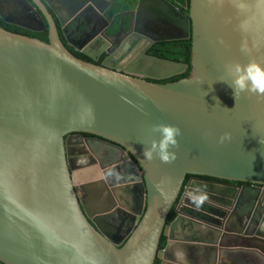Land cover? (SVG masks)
<instances>
[{
  "label": "water",
  "instance_id": "1",
  "mask_svg": "<svg viewBox=\"0 0 264 264\" xmlns=\"http://www.w3.org/2000/svg\"><path fill=\"white\" fill-rule=\"evenodd\" d=\"M113 1L0 2L5 22L48 26L47 42L0 27V264H176L177 247L187 264H264V95L236 98L216 80L228 63L264 65V0H189V15L137 0L128 30L145 45L126 72L61 38L89 10L105 19ZM190 37V75L157 82L188 64L150 47ZM158 123L181 129L171 163L142 155ZM188 175L205 183L185 186ZM197 186L208 195L199 209L186 195Z\"/></svg>",
  "mask_w": 264,
  "mask_h": 264
},
{
  "label": "flooded vegetation",
  "instance_id": "2",
  "mask_svg": "<svg viewBox=\"0 0 264 264\" xmlns=\"http://www.w3.org/2000/svg\"><path fill=\"white\" fill-rule=\"evenodd\" d=\"M1 1L2 0H0V2ZM98 4L102 9H105V5H106L105 2L99 1ZM111 5L105 10V14H104L105 19L99 16L95 12V10L94 11L89 10L84 14V17L79 18L77 21L74 22L72 31L67 34L68 37H65L61 33V38L63 42L65 43V45L67 46V48L75 56L83 60H86L88 62H92L100 66L108 67L109 69H112V70L126 72V69L130 67L128 65L129 58H131L132 56L136 54V50H137L136 46L143 47L145 45V42L142 41V39L138 35H136L135 32L128 30L129 29L128 20L131 19L130 12L117 13L112 18L107 17V14L110 11ZM19 8L21 10H24L22 4L19 5ZM186 9L181 10V12H183L186 15H189V5H188V8ZM52 14L56 18L54 13ZM6 15H8L6 16V18L9 19L10 21L17 20L18 23H20L22 22L20 18L26 21V18L24 17V15H22L21 17L17 14L16 16L9 15V13H7ZM118 17L120 21L119 24L117 22ZM83 20H84V23H86L87 27L86 28L84 27V29H80L79 26L83 22ZM106 21H108L110 24H113L111 25V29L107 28V33L109 34L115 33L117 35L114 37H109L110 38L109 41H111L110 47L112 48V50L114 49L113 53H108L106 52V50H104L106 40H108V38H106L103 34V31L107 25ZM7 24L13 25L10 23H7ZM121 26H122V29H121ZM33 27H35L38 30L34 32H44L46 29L45 28L44 30H40L41 28L40 25H33ZM157 34H158V37H163L161 32H157ZM96 37H99V39H97ZM160 42H167V41H159L157 43H160ZM153 46L150 47V49H152ZM149 50H148V53H149ZM200 179H203V178L195 177L193 175H188L186 182H185V186L188 185L189 183H196L197 181H200ZM200 182L205 183V181H200ZM205 187H211V186L205 184ZM185 194H186L185 191H183L181 193L180 199H182V197H184ZM106 228L108 230L113 229L112 227L108 228V226H106ZM254 261H255V264H262L260 261H256V260ZM221 264H246V263H244L243 261L239 260L238 257H236L234 261L232 260L229 262L225 261L224 263H221Z\"/></svg>",
  "mask_w": 264,
  "mask_h": 264
},
{
  "label": "clouds",
  "instance_id": "3",
  "mask_svg": "<svg viewBox=\"0 0 264 264\" xmlns=\"http://www.w3.org/2000/svg\"><path fill=\"white\" fill-rule=\"evenodd\" d=\"M216 80L231 87L236 98L241 93L264 95V65L256 61H249L247 64L228 63L224 66V76ZM150 131L153 135H158V139H152L147 145L142 143L143 158L150 161L155 157L163 163L173 162L176 159L174 149L179 144L177 138L181 135V129L175 125L158 123ZM229 138V134L225 133L221 142ZM186 195L197 209L208 200L206 191L200 186ZM173 256L176 264H187L186 252L182 248H174Z\"/></svg>",
  "mask_w": 264,
  "mask_h": 264
},
{
  "label": "trees",
  "instance_id": "4",
  "mask_svg": "<svg viewBox=\"0 0 264 264\" xmlns=\"http://www.w3.org/2000/svg\"><path fill=\"white\" fill-rule=\"evenodd\" d=\"M171 3L176 5L180 10H184L188 8L189 0H169ZM137 0H115L112 2L110 11L107 14L108 18L114 17L117 13L131 12L136 8ZM187 10V9H186ZM119 24V17H118ZM0 27H3L11 32L19 33L22 35H27L30 37H35L41 39L43 41H48V26L46 25V29L44 32H34L26 30L22 27H17L15 25H8L0 18ZM115 31V30H114ZM191 49H192V39L187 38L183 40L176 41H167L156 43L152 49L149 50V54L153 56H157L160 58H165L169 60L182 61L188 64V69L185 73L177 75L175 77L161 80L157 82H171L178 80L183 77H187L191 72ZM90 136V135H86ZM176 205L173 207L168 219L167 223L172 222L176 217ZM167 242V238L163 235L161 238L160 248H163ZM155 264H159V260L156 261Z\"/></svg>",
  "mask_w": 264,
  "mask_h": 264
}]
</instances>
